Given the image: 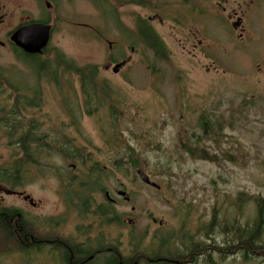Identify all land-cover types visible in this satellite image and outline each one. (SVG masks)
<instances>
[{"label": "rangeland", "instance_id": "rangeland-1", "mask_svg": "<svg viewBox=\"0 0 264 264\" xmlns=\"http://www.w3.org/2000/svg\"><path fill=\"white\" fill-rule=\"evenodd\" d=\"M50 1L56 4L51 21L44 0H0V158L13 172L29 176L26 191L42 200L43 213L60 211L55 190L64 186L67 167L79 166L69 186L89 208L103 200L105 191L119 188L129 197L117 212L132 220L130 228L126 223L121 232L108 223L105 228L110 241L122 234L123 254L144 253L150 264H157L151 261L160 255L184 256L202 245L195 264H264L256 251L245 257L234 250V232L258 223L257 243L264 246V0H217L218 17H210L213 10L204 0L201 25L191 26L199 45L184 43L187 24L177 29L169 23L153 25L155 32L150 31L163 44V57L140 38L139 24L150 16L145 7L113 13L101 7V0ZM25 16L46 19L53 28L46 50L51 56L40 62H51L59 53L78 66H97V81L104 82L113 105L109 109L106 102L92 99V116L57 141L50 140L49 127L60 132L70 116L57 103L42 108L37 137L42 140L29 146L37 150L29 156L18 150L14 141L19 136L11 137L5 122L15 89L33 83L32 68L8 40V32ZM237 20L239 26L231 27ZM121 61L126 65L113 74ZM42 79L57 87H42L44 100H63V93L71 91L74 113L84 116L77 113L84 101L73 75L56 83ZM203 117L214 127L197 146L210 159L192 158L182 146L181 138L190 144L192 135L201 134ZM14 120L23 123L22 116ZM67 154L82 156L85 167ZM130 160L159 189L143 184ZM88 167L98 173L87 177ZM8 255L0 251V264H22L17 253Z\"/></svg>", "mask_w": 264, "mask_h": 264}, {"label": "flooded vegetation", "instance_id": "flooded-vegetation-1", "mask_svg": "<svg viewBox=\"0 0 264 264\" xmlns=\"http://www.w3.org/2000/svg\"><path fill=\"white\" fill-rule=\"evenodd\" d=\"M44 1L46 11H52V14H49L48 17L51 21L52 16L55 14L53 10L56 4L52 3L50 0ZM101 1V7L105 10H112L113 13H125L128 10L132 11V9L129 8L137 9L140 6L149 9L150 16L146 23L151 29H153V25L161 27L165 23H169L168 25L172 26L174 29H177V27H180L182 24H187L190 28L188 29L189 33H184V43L192 45H199L201 43L198 37H196L197 30H194L191 26L194 25V27H198L201 25L204 13V0ZM208 7L213 10L210 17H213V15L218 17V7H220L218 1L209 0ZM184 8L188 10L186 11ZM226 18L232 20L233 17L232 15H227ZM134 21L135 20L132 22ZM0 22H2V18H0ZM132 22L129 23L131 24ZM33 23L43 24L50 28L49 41L51 33H53V28L46 19L32 20L29 16L22 18L21 21L8 32L9 43L19 51L17 52V56L20 60L25 58L40 59L44 56H51L46 52L48 45L41 55H29L20 51L10 42V37L17 29ZM236 23H239V21L237 20L233 24ZM155 37L157 36L155 35ZM157 38L159 39V37ZM126 39L128 40L129 38L127 37ZM171 39H173L172 36ZM0 45L2 44L0 43ZM120 57L123 59L122 56ZM112 64L113 63H110L109 65L112 66ZM107 69L108 67L106 70ZM120 69L117 73H113L112 70L111 72L113 74H118ZM31 70L32 73L29 76L32 78V85H23L22 83L21 85H23V88L19 91L22 98V101H19V106L24 110L21 114L23 123L21 124L22 129L20 134L25 140L27 137L31 138V134H36V138L31 139L37 141L40 140V137H37L40 134L39 119L43 116L41 112L42 108L57 103L60 104V108L65 110L67 116H71L74 114V107L72 105L73 101L69 100L71 91H67L69 95L61 91V93H63V100H44L43 92L45 89L57 87L54 85H44L39 73L40 71H38V69ZM42 87L44 91L41 90ZM15 101L16 97L14 99V102ZM83 103L84 106L87 105V102ZM78 104L82 106V103ZM84 106L79 107L77 111V113L82 112L84 114V116H80L79 122L83 117L90 118L89 115H85L86 111L83 110ZM70 122L71 121H69L66 128L61 129L60 132H58L59 128L54 126L49 127L48 134L50 140L54 139L57 141L64 136L68 138L72 134L74 128ZM44 137L48 138V135ZM31 144H29V146L34 147ZM26 145V142H24L25 147ZM18 150L25 154L24 150ZM36 151L37 150L34 148L30 149L31 154H34ZM67 168L69 170L65 172L66 175L63 177L66 179L64 186H60L55 190L61 209L60 211L48 214L42 211V200L33 198V196L26 191L28 184L26 180L29 176L23 173L24 171L19 173L16 171L13 172L10 166L2 162L0 158V251H2L6 257L10 256L8 255L9 253H17L20 256L22 264H150V256L147 257L144 253L135 255L126 252V254H123L121 233L119 235L115 233V237L111 241L107 238L105 230L107 223L110 228L120 232L123 224H128L125 228H130V225L133 223L132 220L125 219L124 214L117 212V210L123 206V202L128 204L130 201L126 193L120 191L119 188H116L111 193L105 191L103 192V200L98 203L94 200L96 206L89 208L87 203L83 202L86 200H82L83 198L81 196H75L73 188L69 186L70 181L78 175L76 171L77 166L70 165ZM90 169H92V167H88V170ZM121 193H123L124 196H121ZM103 207L107 209H103ZM131 210L133 211L134 209L132 208ZM111 211H113V213H111ZM154 220L155 219H151L152 224H155ZM159 226H162V224ZM151 263L181 264L179 261L163 258L154 259Z\"/></svg>", "mask_w": 264, "mask_h": 264}, {"label": "trees", "instance_id": "trees-1", "mask_svg": "<svg viewBox=\"0 0 264 264\" xmlns=\"http://www.w3.org/2000/svg\"><path fill=\"white\" fill-rule=\"evenodd\" d=\"M139 35L143 42V44L148 47L151 50H155L157 55L164 56L165 50L163 47V44L161 41L155 37L152 32L150 31V27L147 26V23L140 22L139 24ZM17 52V51H16ZM19 52V51H18ZM160 57V59H164ZM28 65L33 69L32 67V60L35 61L37 64V69L40 71V75L43 78L48 77L50 79V82L56 83L58 78L63 76L65 78L67 75H73L79 84V93L82 96V100L84 102H87V105L84 106V109L86 111L85 115L92 116L91 114V101L92 99H96L102 102H106L108 105V108L112 109L113 105H110L109 100H112V97L108 93V88L105 86L104 82L99 83L97 81L98 79V68L97 66L93 65H87V66H78L76 63H74L71 60L65 59L61 54L57 53L51 62L44 61L40 62L39 58H25L23 59ZM43 81H46V83H49L47 80L42 79ZM60 86V85H59ZM16 94V101L13 103L12 107L10 108V112L7 115V118H5V122L7 124V127L9 128V132H11V137L15 134H17L19 137L14 141L15 145L19 147V149L24 150V153L26 156L31 155L29 144L35 143L33 139L28 138L25 140L24 137L20 134L22 125H20L19 122L15 121L14 119H19L22 112L24 111L22 107L19 106V101H22L20 92L18 89H15ZM21 91V90H20ZM96 97V98H94ZM96 108V107H95ZM75 110V109H74ZM14 117V119H13ZM79 118L80 116H77L72 114L70 116L71 122L74 128H77L79 126ZM209 119L201 118L199 129L201 134L199 136L192 135L191 136V143L184 141L182 138V146L183 150L192 158H199V159H210L205 150L199 149L198 144L203 140V136L207 137L212 132V128L214 127L213 123L209 122ZM22 124V123H21ZM44 138V137H43ZM42 139L38 140L41 141ZM24 142H26V147L24 146ZM51 147V146H50ZM68 158L73 160H79L82 167H85L84 165V158L78 155L72 156L71 154H67ZM87 162V161H86ZM84 165V166H83ZM129 165L132 170H142V167L137 161L130 160ZM79 168V166L77 167ZM144 172V170H142ZM80 173L83 171L79 170ZM86 176L88 177V174L94 177L98 171H95V168L92 167V169L88 170L85 169ZM81 195L76 194V196ZM259 226L260 223H258L256 226L249 228L247 231L243 232H237L235 234L237 242L236 246H234V250H237L238 252H241L244 254L245 257H248L249 253L253 254L254 251L257 252V254L260 253V256L264 258V246L259 245L258 239H259ZM202 245H194L192 249H189L188 251H185V257L182 254H176V255H167L165 254L160 255L159 257H162L164 259H171L174 261H179L181 264H195L198 257V250H200ZM203 254V253H202ZM205 254V253H204ZM203 254V255H204ZM210 254V253H209ZM202 255V256H203ZM158 257V258H159ZM157 260V258H156ZM185 260V263L183 262ZM159 263V262H158ZM157 263V264H158ZM161 264V263H160Z\"/></svg>", "mask_w": 264, "mask_h": 264}, {"label": "water", "instance_id": "water-1", "mask_svg": "<svg viewBox=\"0 0 264 264\" xmlns=\"http://www.w3.org/2000/svg\"><path fill=\"white\" fill-rule=\"evenodd\" d=\"M239 23L233 24V28H236ZM50 28L43 24L33 23L25 27L17 29L10 37V42L23 53L29 55H41L43 50L47 47L50 36ZM125 62H121L115 65L112 69L113 73L123 67ZM136 175L139 180L153 189H159V187L150 181L149 177L142 171L137 170ZM124 196L123 193L120 194ZM156 223V220H154ZM159 225L162 223L159 222Z\"/></svg>", "mask_w": 264, "mask_h": 264}]
</instances>
